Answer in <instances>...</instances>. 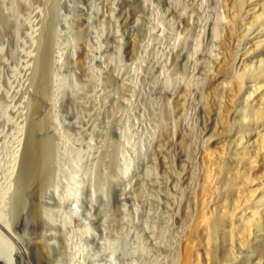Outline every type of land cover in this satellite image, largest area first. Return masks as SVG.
<instances>
[{
    "label": "rangeland",
    "instance_id": "1",
    "mask_svg": "<svg viewBox=\"0 0 264 264\" xmlns=\"http://www.w3.org/2000/svg\"><path fill=\"white\" fill-rule=\"evenodd\" d=\"M197 1L0 0V219L30 264H264V0Z\"/></svg>",
    "mask_w": 264,
    "mask_h": 264
},
{
    "label": "bare ground",
    "instance_id": "2",
    "mask_svg": "<svg viewBox=\"0 0 264 264\" xmlns=\"http://www.w3.org/2000/svg\"><path fill=\"white\" fill-rule=\"evenodd\" d=\"M205 1V4L207 5V3L209 4L210 2H212V0H204ZM214 1L215 0H213V3H214ZM227 1V0H226ZM201 1L199 0V1H197V3L195 2V10H194V13H197V14H199L198 12L201 10V9H203V8H201V7H203L202 5H200L201 3H200ZM215 3H217L216 5L218 6V1H215ZM214 3V4H215ZM220 3V2H219ZM203 4V3H202ZM202 12V14H203V11H201ZM201 14V13H200ZM189 17V16H188ZM187 17V18H188ZM191 18H192V16H190ZM196 17V16H195ZM195 17H193L194 19H195ZM191 18H190V22H191ZM189 19H186V22H187V24H188V21ZM224 20V19H223ZM222 18L221 17H219V16H217V17H215V20H213L210 24H208L207 25V27H206V29H207V36L210 38V39H212V40H215L214 38L218 35V33H219V29H220V25L221 26H223V24H222ZM185 22V21H184ZM224 22H225V20H224ZM192 23V22H191ZM227 23V22H226ZM225 25V24H224ZM226 25H228V24H226ZM226 25L224 26V28L226 27ZM230 29H229V27H228V31H229ZM219 36V35H218ZM47 38V37H46ZM217 38V37H216ZM218 39V38H217ZM211 41V40H210ZM213 42V41H212ZM42 44H43V42H42ZM43 46H44V44H43ZM212 46V45H211ZM211 48V47H210ZM213 51V50H212ZM209 53V52H208ZM210 56H212V53H211V55ZM184 59H185V61L186 62H188L189 64H192V62H193V57L191 56V55H189L188 53L186 54H183V56H182ZM216 56H214V58H215ZM219 59L218 58H216V59H213V61L215 62V65H219L220 63H219V61H218ZM55 62H57V63H59L60 62V60L58 59V57L56 58L55 57ZM54 64H56V63H54ZM194 64V63H193ZM220 67V66H219ZM216 70V69H215ZM221 69H219V68H217V74L215 75V74H213V75H215V76H213V75H211L210 77H212L210 80H211V83H209V88H210V90H215V85H217L218 83L219 84H221L222 83V78H223V76L221 75V73H222V71H220ZM206 72V71H205ZM204 72V73H205ZM216 72V71H215ZM205 75L207 76V73H205ZM209 75V74H208ZM192 86H194V85H192ZM206 111V110H205ZM34 155V154H33ZM40 155V154H39ZM36 157V156H35ZM40 158V157H39ZM34 159V158H33ZM36 162V161H35ZM41 162V161H40ZM38 165V164H37ZM35 170H37V169H35ZM38 171V170H37ZM31 173V172H30ZM38 173V172H37ZM34 176V175H33ZM36 177V176H35ZM38 178V177H37ZM36 180V179H35ZM28 181V180H27ZM37 182H39V181H37ZM41 184H39V186H40ZM42 186H43V184H42ZM37 188V187H36ZM41 188V187H40ZM43 190V189H42ZM41 189L40 190H38V191H42ZM37 195H38V192H35ZM40 193V192H39ZM42 194L43 193H41V195L39 196L38 195V197H42ZM1 197V196H0ZM2 198V197H1ZM37 208V207H36ZM34 210H35V208H34ZM37 211H38V213H37ZM39 212H40V210H38V209H36V212H34V218H36V219H34V220H37V222L39 221V222H41V223H43L42 225H45L47 228H48V226L50 227V228H54V229H56V223H55V225H53L54 223H50L49 221H47V218L46 217H44L45 215H42L41 213L39 214ZM58 223L59 222H57V225H58ZM38 224V223H37ZM52 224V225H51ZM59 224H62V222L61 223H59ZM7 225L0 219V252H2L13 264H30V262H29V255L28 254H26L25 252L26 251H24V246L23 245H21V243L19 242V240L17 239V237L15 238L14 237V235L12 234V232L6 227ZM44 226V229H46V227ZM59 226L61 227V225H58V227H57V229L59 228ZM64 226V225H63ZM58 230H60V229H58ZM62 230V229H61ZM53 234V233H52ZM55 234V233H54ZM51 235V234H50ZM56 235V234H55ZM7 236V237H6ZM55 237V236H54ZM50 238H52V237H50ZM7 241H9V242H11V243H14L18 248L17 249H14V248H12V246H10L9 245V243L7 242ZM38 242V241H37ZM40 243H42V242H40ZM40 243H36L37 245L39 244V245H41ZM47 244H49V243H47ZM55 243L52 241L51 242V244H49L48 246L51 248V247H54L55 248V245H54ZM14 245V246H15ZM37 245H36V247H37ZM42 245H43V243H42ZM44 246H46V245H44ZM43 246V248H45ZM35 247V248H36ZM40 247V246H39ZM42 247V246H41ZM40 247V248H41ZM50 248H48V249H50ZM38 251L40 250V249H38V247L36 248ZM42 250V249H41ZM44 250V249H43ZM42 250V251H43ZM42 251H40L41 253H42ZM44 252V251H43ZM44 254V253H43ZM46 254V253H45ZM262 254H264V253H262ZM41 255V254H40ZM47 259V258H46ZM62 259V258H61ZM41 262H42V259H41ZM44 262H48L47 260L46 261H44ZM42 264H43V262H42ZM47 264V263H46ZM69 264V263H68ZM71 264V263H70Z\"/></svg>",
    "mask_w": 264,
    "mask_h": 264
},
{
    "label": "water",
    "instance_id": "3",
    "mask_svg": "<svg viewBox=\"0 0 264 264\" xmlns=\"http://www.w3.org/2000/svg\"><path fill=\"white\" fill-rule=\"evenodd\" d=\"M0 264H13L2 252H0Z\"/></svg>",
    "mask_w": 264,
    "mask_h": 264
}]
</instances>
